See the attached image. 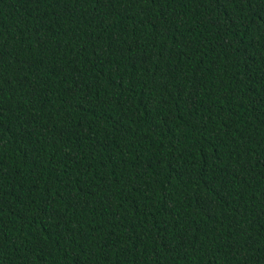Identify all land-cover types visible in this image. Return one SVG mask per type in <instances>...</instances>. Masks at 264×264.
Wrapping results in <instances>:
<instances>
[{
	"label": "trees",
	"instance_id": "1",
	"mask_svg": "<svg viewBox=\"0 0 264 264\" xmlns=\"http://www.w3.org/2000/svg\"><path fill=\"white\" fill-rule=\"evenodd\" d=\"M0 264H264V0H0Z\"/></svg>",
	"mask_w": 264,
	"mask_h": 264
}]
</instances>
